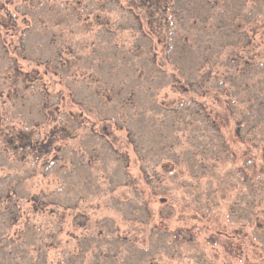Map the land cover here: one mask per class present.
I'll return each mask as SVG.
<instances>
[{
	"label": "rangeland",
	"instance_id": "obj_1",
	"mask_svg": "<svg viewBox=\"0 0 264 264\" xmlns=\"http://www.w3.org/2000/svg\"><path fill=\"white\" fill-rule=\"evenodd\" d=\"M44 1L30 14L37 16L36 25L47 24L63 47L70 44L63 55L73 65L70 78L65 79L71 85L51 76L40 92H61L71 110L68 88L80 90L77 99L81 97L90 108L89 119L96 120L97 131L107 125L109 137L82 128L67 140L69 149L63 158L49 167L31 156L18 161L0 143V264H264V172L260 171L264 164V39L256 35L254 46L241 50L244 40L240 32L234 34L231 20L239 12L251 19V0H226L215 9L205 0H182L183 5L176 7L182 19L172 25L176 33L185 30V49L176 36L166 40L164 29L150 34L144 19L140 22L148 36L137 32L136 15H141L127 10L129 0H120L122 8L107 6L112 32L102 34L93 24L92 5L84 4L86 0L75 6L84 23H75L74 16L67 19L64 9L52 10ZM4 3L10 12L24 11L19 0H0V6ZM247 27L244 22L241 31L249 34ZM43 37L44 41L39 35L28 39L30 53L45 50L49 56V40ZM134 38L139 40L140 54L133 50ZM6 39L12 47L13 38ZM148 42L155 46L157 68L151 67ZM236 53L251 59L248 75L237 80L241 82L238 89L228 79L229 74H238L226 61ZM10 61L0 60L1 83L6 81L2 73ZM19 64L24 70L35 67L31 62ZM90 72L101 78L138 76L140 104L134 114L133 109L124 111L129 117L126 130L107 120L112 118L121 126L125 118L86 96L81 81ZM150 75L155 78L149 80ZM179 77L186 91L173 82ZM38 103V97L31 98L27 107ZM176 104L180 114L173 119L165 108ZM9 105L7 101L8 114L1 128L13 126L16 131L19 119H14L15 109ZM202 106L219 124L230 154L228 158L223 154L225 161L204 176L198 165L195 171L192 167L201 144L212 145L205 121L193 114L202 113ZM239 118L243 137L252 139L256 148L235 136ZM189 122L193 125H185ZM239 167L245 169L249 182L243 181ZM12 186L18 214L1 199ZM34 196L39 201L36 208L28 201ZM170 208V219L161 220L159 212Z\"/></svg>",
	"mask_w": 264,
	"mask_h": 264
},
{
	"label": "trees",
	"instance_id": "obj_2",
	"mask_svg": "<svg viewBox=\"0 0 264 264\" xmlns=\"http://www.w3.org/2000/svg\"><path fill=\"white\" fill-rule=\"evenodd\" d=\"M19 1V7L24 8V11L22 12H19L18 9L17 12L8 11L5 3L4 6H0V12L4 11L3 15H0V60H11L8 68L2 73L4 74L6 81L2 83L0 82V143H3L5 150L7 149L11 152L12 157L18 161H25L28 159V156H31L34 162L44 160L43 166L49 167L55 161L63 158V154L69 149L67 140L74 138L76 136L75 133L80 129L83 128V130H87L89 134H95L101 138L107 139L109 137V133L107 132L108 127L105 125L100 131H97L96 120L89 119V113H91L90 108L86 106L87 104L85 103V100H81V97L79 100L77 99L80 90L74 91V88L68 86L71 85V81L68 83L65 80L70 78L68 71L73 65L69 59H65V56L63 55L66 49L68 50V48H70V44L67 45L66 43V47H63L61 43L57 42V35L51 34L46 26L47 24L42 23L44 25H36L35 21L38 20L37 16L35 17L33 14H30L35 6L42 3V0ZM72 1L73 2H69V0H45L44 2L45 5H50L52 10L57 9L58 7L64 9V13L68 16L67 19H71V17L74 16L77 21L75 23L80 21L84 23V19H81V15H78V11L75 7L76 5L82 4V1ZM223 1L225 2L226 0H205V3L212 9H215L220 5V2ZM59 2L62 3L59 4ZM251 2L252 9L248 10L249 12L252 11L251 19L247 20L249 16L245 15L244 12L242 14L240 12L237 13L231 19L235 26L234 34L240 32L238 36H242L240 39L242 38V40H244L241 50L253 45L256 41L255 38H257L256 35H259L257 39H264V0H251ZM89 3L92 5V12L94 13L93 24L94 26H97L99 31H97L98 34L112 32L110 31L112 14L110 11L106 10V8L110 3L122 8L120 0H86V3L84 4ZM127 3L129 5L127 10H136L140 12L138 14H140L141 17L136 15L139 22L137 32L144 36H148L143 32L142 24L140 22V20L144 19L147 28H149L150 34L163 33L162 30L164 29L165 32L163 33V37H165L166 40L171 39L172 36H176V39L179 38L181 46L184 45L183 48L185 49L187 42V35L184 34L185 30L183 31L184 33L181 31H177L176 33V31L174 32V26L172 25L182 19V15L178 14L176 11V7L179 3L183 5L182 0H129ZM40 11L42 12L43 9ZM100 13H105V15L101 16ZM244 22L250 26V28L247 27L248 29L245 28L246 30H250L249 34H247L244 29L241 31ZM21 24L23 26H21ZM32 35H39L43 41V36L48 38V47L51 48L49 56L45 55V50H41L38 55L29 52L30 50L32 51V47L31 49L28 48V39ZM112 36H116V33L113 32ZM7 37L13 38L14 44L12 47L11 42L7 44ZM147 38L150 39V37ZM136 41L137 43L133 44V50L136 54H140L138 46L139 40L134 38L133 43ZM116 45L117 44L115 43L113 46L116 47ZM235 46L238 48L239 40L236 41ZM148 49L149 52H152L151 67L157 68L156 50L153 43L148 42ZM10 54H13L14 56L12 59H10ZM18 59L19 61L27 63L31 62L35 67L31 70H24L22 65L19 64ZM226 61L229 66H231L230 68L233 72L238 74L236 76L229 74L230 77L228 78L238 89L241 82L237 80L240 76L245 77L248 75L245 71L251 66V59L244 58L241 54L239 55V53H236L232 57L227 56ZM51 76L56 77L59 81L65 80V83H68L65 87H69L68 90L71 94L70 96L74 106L71 110H67V104L66 101H64L61 92L58 91L56 94H52L49 91H46V95H43L42 91L40 92L39 87H46L47 84L45 82L46 80L48 82ZM137 77L138 76H136V78ZM129 78L131 79L129 80L126 77L113 79L111 78V75L109 77L106 76L101 78L97 73L90 72L88 78H83L84 81L83 79L81 81V87L84 86L87 89L86 96H89V98L94 97L97 100L99 107L110 106L114 109L116 114L125 118L124 124L121 126H118L112 118L107 119L108 121H114V124L118 129L126 130L125 123L129 117L128 114H124V111L133 109L134 114L140 104L139 97L141 92L136 83L137 79L132 76ZM154 78V75H150L149 80H153ZM173 82L177 83L180 90H187L182 77L175 79ZM258 90L261 91V89ZM203 95L204 93L201 92L200 96ZM99 96H103V98L100 99ZM36 97H38L39 103L27 107V103L31 102V98ZM7 101L10 103V109H15V112L12 113L14 119L16 116L19 119L20 126L16 131L13 126H11L9 130L1 128L4 124L5 117L7 116L6 114H8L6 113V110L8 111V108L6 107ZM178 105L176 104L165 108L170 111L173 119L176 118L177 114H180V107H178ZM203 109L202 106V113L201 110H196L193 114L195 118L197 116L202 117L203 121H205L203 124L205 130L211 133L210 141H212V145L208 148L201 144V151L195 155L196 158L194 156L192 159V167L194 168L195 165H198V169L201 171L200 176H204L206 170L215 168L217 163L224 162L225 159L222 158L223 154L226 158L230 156L227 144L221 134L219 124ZM18 113H20L19 116ZM204 117H206V120H204ZM173 122L174 127L175 120H173ZM193 123L189 122L185 123V125L191 126ZM241 124H243V119L239 118L236 123L238 128L235 131V136L241 141L252 142V145L256 148L257 144H255V142L253 143L252 139H245L243 137L240 130ZM262 153L264 160V149H262ZM207 154H209L208 157H206ZM195 170L196 169L194 168V171ZM237 170L239 173H242L243 181L247 182L249 178L245 174V169L239 167ZM260 171L264 172V164ZM13 194H15L14 186L9 187L1 196V199L9 210L15 208L16 214H18L17 200L12 199L17 196V194L15 196ZM28 201L32 202L35 208L36 203L39 202L38 198L35 196L28 199ZM171 210L172 209L170 208L167 212H159L161 220L164 221L170 219L172 213ZM14 220L15 218H11V222H14ZM255 227L256 229H259L261 225L256 223ZM261 251L264 254V248H262Z\"/></svg>",
	"mask_w": 264,
	"mask_h": 264
}]
</instances>
